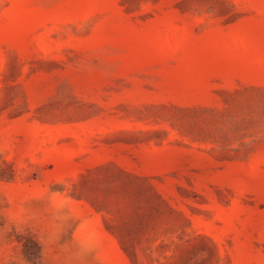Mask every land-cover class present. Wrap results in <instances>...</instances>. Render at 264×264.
<instances>
[{
    "label": "rangeland",
    "instance_id": "1",
    "mask_svg": "<svg viewBox=\"0 0 264 264\" xmlns=\"http://www.w3.org/2000/svg\"><path fill=\"white\" fill-rule=\"evenodd\" d=\"M70 173L107 264H264V0H0V196Z\"/></svg>",
    "mask_w": 264,
    "mask_h": 264
},
{
    "label": "clouds",
    "instance_id": "2",
    "mask_svg": "<svg viewBox=\"0 0 264 264\" xmlns=\"http://www.w3.org/2000/svg\"><path fill=\"white\" fill-rule=\"evenodd\" d=\"M80 177L53 183L25 180L0 196V264H27L10 233L30 232L39 242L40 264H107L106 241L97 214L78 195ZM57 186L59 188L57 189Z\"/></svg>",
    "mask_w": 264,
    "mask_h": 264
}]
</instances>
